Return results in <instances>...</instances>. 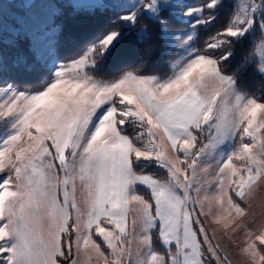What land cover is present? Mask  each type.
<instances>
[{
  "label": "snow or ice",
  "instance_id": "1",
  "mask_svg": "<svg viewBox=\"0 0 264 264\" xmlns=\"http://www.w3.org/2000/svg\"><path fill=\"white\" fill-rule=\"evenodd\" d=\"M112 8L70 63L0 62V264H264V94L241 85L264 84V0ZM158 49L166 78L142 71Z\"/></svg>",
  "mask_w": 264,
  "mask_h": 264
},
{
  "label": "trees",
  "instance_id": "2",
  "mask_svg": "<svg viewBox=\"0 0 264 264\" xmlns=\"http://www.w3.org/2000/svg\"><path fill=\"white\" fill-rule=\"evenodd\" d=\"M185 2L190 6H196L203 3L204 0H185ZM113 19H115L113 10L106 7L76 9L68 3L58 2V12L54 15V23L59 30L54 41V51L58 62H70L74 58H79L86 45L83 38L86 36L91 37L93 34H99ZM144 23H146V21L141 18L137 27L139 28ZM225 23L226 17L222 15L210 28L199 29L198 39H196L194 46L201 47L204 40L209 35L214 34L218 29H222ZM183 27L184 25H179L177 31L182 30ZM260 40L259 33H257L255 37L250 36L243 47L237 49V57L232 67L239 64L246 55L255 54V49ZM0 53L3 58V63L8 69L4 75L9 81L14 77H20L21 74H18L16 71L18 63L27 61L29 65L44 66L35 59L26 38H19L14 43L10 44H0ZM176 57L177 51H172L170 55H164L163 49H158L147 59L142 71L147 75H156L159 78H166L170 72V65ZM132 66H135V62H133ZM253 67H255V65H253ZM118 71L119 70L114 64H109L105 69V72L108 74L118 73ZM22 78L34 87L37 80L40 78V73H23ZM105 78H110V76L106 75ZM241 85L243 90L249 93H253L257 96L264 94V84L261 83L260 78L253 72L244 74ZM132 131L134 130H130V132ZM155 239L156 237L154 236V240Z\"/></svg>",
  "mask_w": 264,
  "mask_h": 264
},
{
  "label": "rangeland",
  "instance_id": "3",
  "mask_svg": "<svg viewBox=\"0 0 264 264\" xmlns=\"http://www.w3.org/2000/svg\"><path fill=\"white\" fill-rule=\"evenodd\" d=\"M58 2L68 3L76 9H90L101 0H0V44H10L19 38H26L38 62L49 67L53 59L58 62L54 51V41L59 31L54 23V15L58 12ZM255 56L259 57L257 47ZM176 58H178V52ZM0 62H3L1 53ZM262 200H264V192L258 193L257 202L254 205L258 219L261 214ZM229 252L236 264V261L240 259L237 249L229 246Z\"/></svg>",
  "mask_w": 264,
  "mask_h": 264
},
{
  "label": "crops",
  "instance_id": "4",
  "mask_svg": "<svg viewBox=\"0 0 264 264\" xmlns=\"http://www.w3.org/2000/svg\"><path fill=\"white\" fill-rule=\"evenodd\" d=\"M33 1H36V0H33ZM116 2V0H101V2L95 6H93L92 8L90 9H93V8H103V7H106V8H109L111 10L114 11V9L112 8V4ZM120 2H123V0H120ZM87 9V8H85Z\"/></svg>",
  "mask_w": 264,
  "mask_h": 264
}]
</instances>
